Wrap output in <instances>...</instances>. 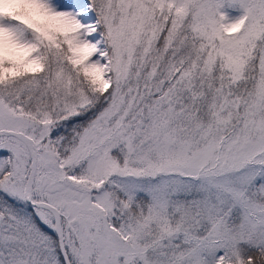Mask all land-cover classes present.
I'll return each mask as SVG.
<instances>
[{
  "label": "snow or ice",
  "instance_id": "1",
  "mask_svg": "<svg viewBox=\"0 0 264 264\" xmlns=\"http://www.w3.org/2000/svg\"><path fill=\"white\" fill-rule=\"evenodd\" d=\"M0 264H264V0H0Z\"/></svg>",
  "mask_w": 264,
  "mask_h": 264
}]
</instances>
